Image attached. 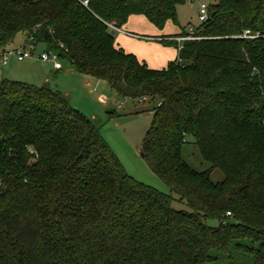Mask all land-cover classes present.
Listing matches in <instances>:
<instances>
[{"label": "trees", "instance_id": "1", "mask_svg": "<svg viewBox=\"0 0 264 264\" xmlns=\"http://www.w3.org/2000/svg\"><path fill=\"white\" fill-rule=\"evenodd\" d=\"M82 1L0 0V50L19 33L53 49L63 44L62 59L78 73L122 97L149 98L143 158L189 210L133 178L63 92L5 78L0 264H264V0L209 3L196 27L202 38L184 41L181 61L161 68L116 35L144 40L125 29L131 16L162 29L178 22L188 0ZM186 32L148 40L177 50L166 38ZM188 137L207 170L184 159ZM215 169L225 175L220 182L211 179Z\"/></svg>", "mask_w": 264, "mask_h": 264}, {"label": "rangeland", "instance_id": "2", "mask_svg": "<svg viewBox=\"0 0 264 264\" xmlns=\"http://www.w3.org/2000/svg\"><path fill=\"white\" fill-rule=\"evenodd\" d=\"M201 2L209 4L214 0H188L185 4L179 5L178 22L169 20L162 29L156 27L144 16L133 18L136 22L134 29H131L130 26H126V28L129 31L148 35L158 34L157 32L172 33L173 29L181 31L182 28H188L189 25L197 27L201 23L198 14ZM153 28L157 31L156 33ZM22 38L23 34L19 33L14 41L19 42ZM130 38L131 36H126V39ZM43 49H46V45L39 43L32 58L19 60L16 57H11L9 64L0 65V82L6 78L37 86L48 85L63 93L67 92L69 103L93 119L126 171L133 178L153 186L159 191L172 194L175 197L173 202L175 209L189 210L186 201L178 200L179 196L173 193L149 168L142 156V141L153 116V112L150 110L153 103L149 98L143 102L140 99L122 97L107 81L80 74L63 59L61 63L62 66L65 63L64 68L55 71L50 62L40 60L38 54ZM112 112L115 113L112 114ZM183 156L197 171H205L211 165L200 155L193 137H188V141L183 147ZM224 176L220 169H215L211 173V179L214 182L222 181ZM207 222L211 225L218 223L213 219H208Z\"/></svg>", "mask_w": 264, "mask_h": 264}, {"label": "built area", "instance_id": "3", "mask_svg": "<svg viewBox=\"0 0 264 264\" xmlns=\"http://www.w3.org/2000/svg\"><path fill=\"white\" fill-rule=\"evenodd\" d=\"M193 1V0H191ZM83 5L87 6L88 5V0H83L82 1ZM199 14V20L201 23L203 21H206L209 18V4L206 2H201L198 10ZM111 29L116 30L118 32L130 34L126 31H124L120 27H116L112 23L108 24ZM186 34L184 35H178L174 37H167V40H176L179 43V46L177 48V55L180 52V50L183 48V42L186 40H195V39H201L202 36H200L197 33L196 26L189 25L188 28H186ZM250 32L247 30L245 31L244 35L242 37H249ZM146 39H157L155 37H150V36H144ZM161 39V38H158ZM38 42L34 38V36H26L24 39V42L20 45H15L12 42H10L8 48L4 50H0V65H7L9 64V61L11 57H16L19 60H24L27 58H32L37 50L38 47ZM64 49L63 44H59L57 49L49 48L46 46V49H43L41 53L38 54L40 60L45 61V62H50L54 65V68L60 69L62 68V57L60 55V50ZM177 61L180 62L181 58L177 56Z\"/></svg>", "mask_w": 264, "mask_h": 264}, {"label": "crops", "instance_id": "4", "mask_svg": "<svg viewBox=\"0 0 264 264\" xmlns=\"http://www.w3.org/2000/svg\"><path fill=\"white\" fill-rule=\"evenodd\" d=\"M177 10H178L177 12H179V9ZM139 16L140 15L131 16L127 24L124 26L125 29H127L126 26H130L131 29H134L136 22L133 18H138ZM153 30L155 31L154 28ZM171 31L172 33L166 32L165 34L155 31L154 33L157 32L158 34H148L144 36L158 37L164 35H177L180 32L178 31V29L177 30L173 29ZM135 34L142 35L138 32H135ZM126 36L128 35H124V34L116 35L117 44L123 47L126 51L133 52L134 54H136L140 60H144L152 68H161L165 66L170 60H173L177 56V50L175 48H173L172 46H165L159 43L158 40H148V39L138 40V38L135 39L134 37H131L130 39H126ZM25 37L26 36L23 35V38L19 40V42L13 41V43L15 45H20L22 42H24ZM64 64L62 68L56 69L54 68V65L50 63L51 67L55 71L62 70L64 68ZM67 69L72 70L70 68ZM64 95L68 96V93L65 92Z\"/></svg>", "mask_w": 264, "mask_h": 264}, {"label": "water", "instance_id": "5", "mask_svg": "<svg viewBox=\"0 0 264 264\" xmlns=\"http://www.w3.org/2000/svg\"><path fill=\"white\" fill-rule=\"evenodd\" d=\"M142 156H143V152H142Z\"/></svg>", "mask_w": 264, "mask_h": 264}]
</instances>
